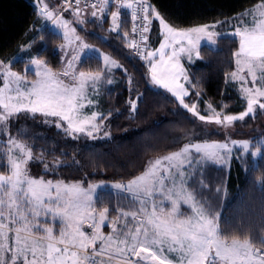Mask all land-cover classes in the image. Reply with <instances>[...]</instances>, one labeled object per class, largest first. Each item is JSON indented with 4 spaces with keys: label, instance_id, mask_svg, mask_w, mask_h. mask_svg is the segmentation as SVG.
<instances>
[{
    "label": "snow or ice",
    "instance_id": "6c2138e0",
    "mask_svg": "<svg viewBox=\"0 0 264 264\" xmlns=\"http://www.w3.org/2000/svg\"><path fill=\"white\" fill-rule=\"evenodd\" d=\"M138 2L145 14L138 17L134 10L131 16L133 21L145 22L142 40H147L144 33L149 31L150 17L159 21L162 30L163 41L159 48L148 51L144 57L149 60L153 83L172 92L180 105L200 121L220 125L223 129L245 120L257 109L264 112L261 99L264 98V0L235 17L240 23L231 33L238 38V47L232 54L236 70L230 74V79L240 81V92L246 100V109L239 115L222 114L211 105H208L210 115H200L195 104L189 106L184 102L189 91L179 82L183 79L192 88L197 86L181 64V56L186 55L191 61L193 54L200 58V47L214 49L223 34L213 30L226 21L177 29L166 23L153 5L145 6L146 0ZM108 3L109 0H100L101 14ZM79 4L80 0H76L74 14L77 16L81 11ZM132 7V0L120 4L121 9ZM40 14L57 28L64 29L65 40L70 39L69 33H75V28L49 10L47 4ZM121 14L119 10L111 14L113 31L121 26L118 23ZM91 15L96 17L97 11ZM244 17L250 19L245 22ZM137 31L133 24L132 32ZM79 39L75 36V40ZM81 47L88 46L81 42ZM129 47L137 49L139 54L136 40H132ZM157 55L158 60L154 59ZM78 59L73 55L62 72H54L46 61L32 57L27 70L34 66L37 78L31 81L26 79V72L12 71L10 64L0 60V129L7 133L13 119L21 115L35 119L39 114L44 118L57 117L55 127L63 128L65 134H86L95 139L94 133L100 131L99 124L95 123L98 114L84 116L82 109L85 101L92 103L86 90L95 87L102 73L78 71L73 65ZM104 59L109 63L108 57ZM249 78L253 86L244 87ZM131 106L135 110V102H131ZM43 122L52 123L47 119ZM260 143H264V135L255 145L250 140L228 138L189 142L177 151L149 160L141 174L126 184L112 185L130 194L133 204L139 207L135 211L117 207L116 216L110 218L108 208L97 211L94 207V193L99 185L89 184L85 188L81 182L66 183L32 176L30 163H43L45 172L49 171V165L44 163L42 154L34 156L31 146L9 135L4 158L0 161V167L8 173H0V264H264V218L258 228L241 223L231 226L229 234L221 227V213L207 200L198 198L195 188L189 187L188 180L193 173L185 170V164L191 168L193 163L202 161L227 164L233 158L243 159L242 155L233 157L230 145L239 146L242 153L250 157L257 156L261 152ZM197 183L205 186L203 180ZM261 191H264V182ZM157 193L162 197L159 201L154 199ZM164 201L169 202L168 207L164 206ZM182 204L188 206L187 212L181 211ZM41 216L50 217L54 226H45L39 219ZM56 221H59L58 227ZM106 222L110 228L107 234L102 231Z\"/></svg>",
    "mask_w": 264,
    "mask_h": 264
},
{
    "label": "trees",
    "instance_id": "16d2710c",
    "mask_svg": "<svg viewBox=\"0 0 264 264\" xmlns=\"http://www.w3.org/2000/svg\"><path fill=\"white\" fill-rule=\"evenodd\" d=\"M57 1L59 10L60 2ZM147 1L175 28L226 21L217 26L219 32L234 28L239 23L235 17L261 2ZM113 7L116 6H107L102 14L97 10L86 9L97 11V16L91 22L95 32L86 35L90 42L100 46L121 66L109 73L104 69L102 60L94 55H87L78 63L81 71L101 72L106 79H113L112 83H104L97 88L96 101L98 112L101 113V125L100 131L94 133L96 138L79 133L65 134L63 128L55 127L57 117L44 118L39 114L35 119L21 115L9 126V131L16 138L32 147L34 156L42 154L44 163L49 165V171L45 172L43 163H30L28 167L34 177L73 180L81 182L83 186L96 181L125 183L141 174L149 160L171 153L185 143L215 138L198 117L181 107L170 92L149 83L147 66L141 56L147 43L156 45L160 40V27L154 22L156 20L150 17L143 51L135 54L129 47V37L124 36L125 32L130 31V19L119 16L118 23L121 26L117 31L112 30L110 13ZM61 42L62 37L46 25L34 0H0V60L10 64L12 69L32 76L33 72L25 70V66L30 58L35 57L46 61L48 67L59 72L62 67L59 53ZM237 47L236 37L222 35L217 39L214 49L202 46L199 59L185 62L188 75L197 86L192 88L187 83L189 95L184 100L188 104H195L199 114L204 115V108L208 104L226 115L239 114L245 110L246 101L236 85L227 81L235 68L232 54ZM133 98H136L135 110L131 108ZM45 119L52 123H44ZM245 121L255 145L264 135V112L257 109ZM64 124L66 126L67 122ZM105 132L109 135L105 136ZM6 141V133H0V161L4 158ZM258 146L261 152L255 160L246 154L243 159H231L228 168L208 163L203 173H197L194 177L203 180L204 185L206 183L204 194L217 195L212 207L221 213V227L229 234L232 232L231 226L241 223L258 228L264 218V191H261V183L264 182V143ZM56 161L62 163L56 164ZM6 172L5 168L0 167V173ZM199 186L196 181L189 183V187L197 190L198 198L200 194L203 198V188ZM219 186L222 188L218 192L215 188ZM126 198L111 189H100L95 196V208H108L109 217L114 218L117 207L126 208ZM225 221L230 223L226 224ZM44 223L54 226L49 220H44ZM58 225L56 221L55 226Z\"/></svg>",
    "mask_w": 264,
    "mask_h": 264
},
{
    "label": "rangeland",
    "instance_id": "374dc122",
    "mask_svg": "<svg viewBox=\"0 0 264 264\" xmlns=\"http://www.w3.org/2000/svg\"><path fill=\"white\" fill-rule=\"evenodd\" d=\"M34 2H35V5H36L39 13H40V10L43 8V5L44 4H47L49 10L53 11L56 15L60 16L62 20L68 21L70 23V27L71 28H75V33L74 34L69 33V38L70 39L69 40H65L64 34H63L64 33V29L57 28L51 21L45 19L44 16L40 14L43 17L44 21L46 22V25L49 26V28L52 29L53 31L59 33L60 36L62 37V42H61V44L59 46V53H60V57H61L62 67L59 70V72H62L64 70V68L66 67L67 61L70 60L73 55H75V56H77L79 58L78 60H74L73 61V65H74V67L78 71H81L79 69V67H78V63L80 62V60H82L87 55H94V56L99 57L102 60V62H103L104 69H107V72H109V73L115 67L121 66L120 63H118L115 60H113L109 56V54L105 50H103L100 46L94 45L92 42H90L88 40L87 35L90 34V33H92L93 31L95 32V29L92 26L93 24H91V22L93 20V16L91 15L92 11H88L90 9H88V10H81L80 13H79V15L77 16V15L74 14L75 13V9H72V8H70L68 10H65L64 12H59V10H58L59 4H58V1L57 0H34ZM253 7L254 6H252L249 9H252ZM117 10H118L117 7H113L112 8V11L110 13V19L111 20H112L111 14L113 12H117ZM97 11L100 12L99 10H97ZM243 19H244L245 22H247L250 19V17H244ZM154 20H156V19H154ZM80 21H83V22L81 23ZM154 22H156L157 24H159V21L158 20H156ZM236 22L237 23L238 22L240 23V21L238 19H236ZM207 24H211V23H207ZM200 25H203V24H200ZM196 26H199V25H194V26H191V27H196ZM217 26H219V24ZM159 27H160V25H159ZM191 27H186V28H191ZM186 28H177V29H186ZM213 31L219 32L218 29H217V27ZM234 31H235V27L232 28V29L225 30L223 32H219V33H222L223 35H230V36H232L231 33H233ZM161 32H162V30L160 28V36L161 37H160L159 42L156 45H151V44L149 45L147 43V46H145V48L146 47L147 48H146V50H144V53H143V55L141 57H143V60H144V62L146 64V66H147V70H148V81H149V83L151 85H154L155 87H158L160 89H163L164 91H168L165 88L161 87L160 85H157V84L153 83L152 78H151V73L149 71V68H150L149 60L144 58L146 56V53L148 51H155L156 49L159 48L160 43L163 41V36L161 35ZM75 36H78L80 39L79 40H75ZM237 41H238V38H237ZM81 42L83 43V45H87L88 47L87 48H82L81 47ZM62 45L64 47H61ZM166 51H168V50H166ZM105 57H108L109 58V63H107V64L105 63V59H104ZM195 58H196L195 57V54H193V59L191 61H193ZM149 59H152V58H149ZM154 59H157L158 60L159 59V56L157 55ZM112 61H114L115 63L113 64ZM186 61L191 62V61L188 60V58H187L186 55H182L181 56V59H180V62L184 66L185 70H186V65H185V62ZM28 66H29V62L26 64L25 70H27V67ZM11 70L12 71H15L12 68H11ZM35 70H36L35 67L32 66V70H30V71L33 72V75L32 76L26 75V79L27 80L31 81V80H34V79L37 78L35 76V74H34L35 73ZM235 70H236V65H235V68H234L233 71H235ZM15 72H17V71H15ZM54 72H57V71H54ZM84 72H86V71H84ZM186 72H187V70H186ZM93 73H95V72H93ZM230 74L227 77V81L228 82H233L236 85V88H237L239 94L243 97L242 93L240 92V88L242 87L240 81L239 80L232 81L230 79ZM0 79H2V78H0ZM108 81H111V83H112L113 82V79L112 78L106 79L104 77V74L102 73V77H101L100 81H98L96 83L95 87H89L86 90L87 98L89 100H91L92 103L91 104H88L87 101H85L84 102L85 103V107L82 109V115H84V116H91L92 113H97L98 115L96 117L95 123L99 124V126L101 125V123L99 121V118H100L99 116L101 115V113H99L98 112V109H97V103H98V101H96L97 100L96 99L97 98V93H98V89L97 88H99V86H101L104 83H109ZM179 82L181 84H183L184 87L187 89V82H185L183 79H181ZM243 86L244 87H251V86H253L251 84V82H250V78H249V82L247 84L243 85ZM256 87H259V85L257 84ZM168 92H170V91H168ZM170 93L172 94V92H170ZM175 99L179 102V100L176 97H175ZM243 99L245 100L244 97H243ZM261 99H262V101L264 100V98H261ZM131 102H136V98H133V100H131ZM184 102H185V100H184ZM188 105L191 106V104H188ZM208 105H206V107L204 108V110H205L204 115L205 114H209V115L211 114L210 110L208 109ZM131 108H132V106H131ZM183 109H185V108H183ZM185 110H187V109H185ZM215 111H217V110H215ZM217 112H220V111H217ZM239 114H235V115H239ZM201 123L204 125V127L207 128V130L209 132H211L212 134L215 135V138H213L211 140H208V141H224L226 138H228L230 140H236V141H243V140H250L251 141V133H250V130L245 127V123H246L245 120L234 122V124L231 127H229L228 129H223L220 125H216L214 123L213 124H208V123H205V122H202V121H201ZM11 124H12V122L10 123V125ZM90 130L91 129H89V131ZM0 133H5V132H3L2 129H0ZM9 135L15 137V135L12 132L8 131L6 133L7 139L9 137ZM200 142H202V141H200ZM230 147L233 148V153H232L233 154V157H238V156H241L242 155L243 158H245V156H246L247 153H242V150L239 149V146H232V145H230ZM177 150H175V151H177ZM252 150H255V149L253 148ZM193 153L195 154V150L194 149H193ZM164 155H167V154H164ZM164 155H161V156H164ZM161 156H159V157H161ZM257 156H252L253 160H255L257 158ZM238 160H240V159H238ZM230 162H231V160L227 164H219V163H213L211 161H202L200 164L193 163L192 166H191V168H189L188 165L185 164V170L187 172H189V173H193V175L188 180V184L190 182H193V181H196V182L199 181L198 179H194V177L196 178V174L197 173H199V174L203 173V169L205 168V166L208 163L215 164L217 167L221 166L223 168H228L229 165H230ZM5 174H8V173L6 172ZM212 175H213V173H212ZM51 180H54L55 181V180H61V179H51ZM62 181L66 182V183L78 182V181H73V180H62ZM126 183L127 182H125L124 184H126ZM90 184H92V185H99V187H97L96 190H95L94 199H95V196H96V193H97L98 190L108 188V189H111V190L115 191L119 195H124V196H127L128 197V198H126V199H128L127 204H125V207L126 208H124L123 206L120 207L124 211H135L139 207L138 204H133V201H132V198H131L130 194H128L126 192H123L121 190H117V189H115V188L112 187V185H114L116 183L107 182V181H96V182H93V183H90ZM169 186H171V185L169 184ZM84 187L87 188L88 185L87 186H84ZM199 187H201V186H199ZM205 187H206V183H205V186L204 187H201V188H203L201 190L202 194H204V192H205L204 191V188ZM221 188L222 187L219 186V187L215 188V190L217 191V189H221ZM216 196H217L216 194L212 196L211 194L207 193V195L206 194L203 195V199L207 200V202L213 206V200H216L215 199V198H217ZM199 198H202V195L201 194H200ZM154 199H156L157 201H159L160 199H162V197H161V195L159 193H157L154 196ZM121 205H122V203H121ZM164 206L165 207H168L169 206V202L168 201H164ZM94 207H95V204H94ZM97 211H99V210H97ZM181 211L187 212L188 211V206L182 204L181 205ZM217 211H218V209H217ZM39 219H40V221L42 223H44V220L51 221V218L50 217L41 216ZM57 222H59V221H57ZM44 224H45V226H51V225L46 224V223H44ZM85 228H87L86 225H85ZM102 231L105 234H107L110 231V228H109L107 222L105 223L104 227L102 228Z\"/></svg>",
    "mask_w": 264,
    "mask_h": 264
},
{
    "label": "built area",
    "instance_id": "2783aa9c",
    "mask_svg": "<svg viewBox=\"0 0 264 264\" xmlns=\"http://www.w3.org/2000/svg\"><path fill=\"white\" fill-rule=\"evenodd\" d=\"M60 2V8H59V12H64L67 9H76L77 5H76V0H59ZM128 2V0H109V3L104 7L106 8L107 6H116L119 11L122 13L120 15V17L122 18V16H127L130 19V31L128 33V37H129V44L132 40H136L139 43V54L143 51V47H144V43L145 41L142 40L141 37V32L143 29V25H144V21H142V19H137L135 21L132 20V12L135 10V12L137 13L138 17H142L145 13L142 11L140 4L138 2V0H132L133 3V7L131 9L129 8H120V4L121 3H126ZM95 4L96 8H93L92 5ZM148 1L146 0V4L145 6H147ZM100 0H80V4H79V8L82 10H86V9H93V10H98L100 8ZM119 17V18H120ZM133 24H136L138 31L133 33L132 32V27ZM147 33H144V35L146 36ZM132 52L135 54H138L137 49L130 47ZM87 227V226H86Z\"/></svg>",
    "mask_w": 264,
    "mask_h": 264
}]
</instances>
